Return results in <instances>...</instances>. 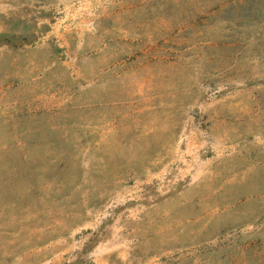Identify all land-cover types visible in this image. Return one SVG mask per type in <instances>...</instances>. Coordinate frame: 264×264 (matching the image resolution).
I'll return each mask as SVG.
<instances>
[{
    "label": "rangeland",
    "instance_id": "1",
    "mask_svg": "<svg viewBox=\"0 0 264 264\" xmlns=\"http://www.w3.org/2000/svg\"><path fill=\"white\" fill-rule=\"evenodd\" d=\"M0 264H264V0H0Z\"/></svg>",
    "mask_w": 264,
    "mask_h": 264
}]
</instances>
